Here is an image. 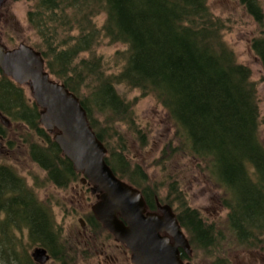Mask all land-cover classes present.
<instances>
[{
  "label": "trees",
  "instance_id": "obj_1",
  "mask_svg": "<svg viewBox=\"0 0 264 264\" xmlns=\"http://www.w3.org/2000/svg\"><path fill=\"white\" fill-rule=\"evenodd\" d=\"M33 1L26 17L41 36L34 48L50 77L80 101L114 174L141 191L148 210L155 211L157 203L170 205L192 249L200 248L206 255L216 251L222 233L215 235L214 226L197 209L175 196L184 195L176 180L163 176L170 182L162 196L159 187H150L144 169L126 158L123 148H112L108 127H102L94 113L108 114L112 124L124 122L133 128L132 109L115 88L123 83L142 95H152L166 111L176 143L174 148L168 146V154L181 151L197 160L223 191L220 201L234 242L242 249H263L264 144L258 131L256 86L250 68L237 61L223 40L224 24L213 15L207 0ZM238 1L260 24L263 14L257 0ZM104 39L125 45V64L118 74H106L100 55L95 54ZM250 49L260 61L264 79L263 30L251 39ZM40 110L33 100H25L21 88L0 69V113L11 123H23L33 134L35 140L27 146L29 158L45 172L49 183L66 188L81 173L39 123ZM111 134L116 136V130ZM117 136L121 146L125 141ZM138 137L146 146L145 137L141 133ZM0 213L1 260L38 264L28 248L39 245L59 264H75L74 252L62 241L50 209L8 165H0ZM84 221L92 232L110 234L92 213ZM14 230L27 232V246ZM221 255L216 253L214 264H227ZM190 257L184 255L186 260Z\"/></svg>",
  "mask_w": 264,
  "mask_h": 264
},
{
  "label": "rangeland",
  "instance_id": "obj_2",
  "mask_svg": "<svg viewBox=\"0 0 264 264\" xmlns=\"http://www.w3.org/2000/svg\"><path fill=\"white\" fill-rule=\"evenodd\" d=\"M10 6L8 14H3L2 19L10 17L5 24L2 43L9 49L19 43H25L32 47L41 42V36L27 21V12L33 8V0H8ZM7 0L4 5H6ZM262 10V20L258 24L246 11L238 0H207V4L213 15L219 17L224 24L222 38L233 50L238 62L247 65L251 70L250 79L254 82L258 98L259 110V138L264 144V79L263 69L259 59L250 49V41L253 37L264 31V0H258ZM103 15L97 17L99 25ZM125 45L118 42L102 40L95 48V54L100 55L105 73L118 74L125 64ZM81 56H87L82 54ZM17 84V83H16ZM25 100L31 102V88L28 84H17ZM120 97L128 104L133 112V128L130 124L115 121L111 123V116L95 112V117L100 125L106 124L108 137L111 138L113 149H124L126 158L132 164H138L149 177V185L154 189L159 187L162 196H166L168 188L164 175H170L171 180H176L184 195L187 205L197 209L203 216V220L214 226L217 249L210 255L200 248H193L191 257L187 259L190 264H214L216 253L227 264H264L252 252L263 249H242L234 242V238L227 229V210L221 204L220 197L223 191L217 187L204 169L200 168L197 160L181 153V151L169 155L168 146L174 148V126L166 111L149 94L142 95L138 89L129 87L123 83L115 85ZM19 123V122H18ZM11 123L7 128L12 140L11 146L4 152H0V165H8L20 176L26 185L32 189L39 201L50 209L54 222L61 231L62 241L69 251L74 252L75 264H133L130 261V252L113 240L106 232H92L87 229V224L81 226L79 219L86 220L91 213L90 207L96 201V194L90 191L91 185L82 182L79 176L66 188H57L48 182L45 172L33 162L28 155V142L35 140L33 134L27 131L23 123ZM1 124V123H0ZM112 126L110 127V125ZM116 130V136L111 132ZM141 133L145 137L146 146L142 147ZM51 134V133H50ZM8 135V134H7ZM117 135H121L125 141L121 146L117 145ZM125 144V145H124ZM202 166V165H201ZM2 213H0V219ZM185 232V231H184ZM25 246L28 238L25 230H14ZM186 233V232H185ZM2 232L0 231V237ZM264 245V244H262ZM261 245V246H262ZM20 246V243L18 244ZM38 245L28 248L31 250ZM205 252V253H204ZM208 254V253H207ZM255 258L258 262H255ZM186 260V258H185ZM0 264H7L6 257L0 259ZM46 264H59L49 259Z\"/></svg>",
  "mask_w": 264,
  "mask_h": 264
},
{
  "label": "water",
  "instance_id": "obj_3",
  "mask_svg": "<svg viewBox=\"0 0 264 264\" xmlns=\"http://www.w3.org/2000/svg\"><path fill=\"white\" fill-rule=\"evenodd\" d=\"M0 69L14 82L28 84L31 97L41 109L39 123L68 158L73 169L82 174L96 201L90 209L94 218L112 234L114 240L130 252L133 264H189L180 257V250L191 254L188 239L176 214L168 204H158L157 212L148 211L139 189L118 178L105 162L106 148L88 124L86 112L78 98L63 83L54 80L45 70L40 52L20 43L11 49L0 45ZM0 121L9 125L0 113ZM81 226L84 221L79 219ZM30 255L38 264L50 259L42 246Z\"/></svg>",
  "mask_w": 264,
  "mask_h": 264
},
{
  "label": "flooded vegetation",
  "instance_id": "obj_4",
  "mask_svg": "<svg viewBox=\"0 0 264 264\" xmlns=\"http://www.w3.org/2000/svg\"><path fill=\"white\" fill-rule=\"evenodd\" d=\"M5 2H6V0H0V45H2L5 49H9L2 43V36H3L4 31H5L4 28L6 27L4 23L6 21H8V19L10 18V17H5L4 19H2L3 14H8V8L10 6L8 0H7L8 3L6 5H4ZM257 2H258V0H257ZM1 125L6 128V125L5 126L3 124H1ZM10 125L11 124L9 123V125H7V127H9ZM19 125H22V124H19ZM12 143L13 142L10 138V132L7 129H2L0 127V152H4L5 150H7L8 146H11ZM90 191H91V187H90ZM118 244L120 245V243H118ZM260 251L264 252L263 250H260ZM180 255L182 258H184V255L188 256L184 251H181V250H180ZM251 255L258 257L259 260L264 263V253H260L259 251H256V252H252ZM184 262L186 263L187 261H184ZM255 262L256 263L258 262V260L256 258H255Z\"/></svg>",
  "mask_w": 264,
  "mask_h": 264
}]
</instances>
